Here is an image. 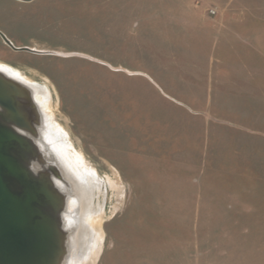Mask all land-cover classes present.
I'll return each instance as SVG.
<instances>
[{
	"label": "rangeland",
	"instance_id": "obj_1",
	"mask_svg": "<svg viewBox=\"0 0 264 264\" xmlns=\"http://www.w3.org/2000/svg\"><path fill=\"white\" fill-rule=\"evenodd\" d=\"M0 31L113 183L94 264H264V0H0Z\"/></svg>",
	"mask_w": 264,
	"mask_h": 264
},
{
	"label": "water",
	"instance_id": "obj_2",
	"mask_svg": "<svg viewBox=\"0 0 264 264\" xmlns=\"http://www.w3.org/2000/svg\"><path fill=\"white\" fill-rule=\"evenodd\" d=\"M0 35L14 49L33 50ZM32 105L22 83L0 71V264H67L65 197L53 181L55 165L33 167Z\"/></svg>",
	"mask_w": 264,
	"mask_h": 264
},
{
	"label": "bare ground",
	"instance_id": "obj_3",
	"mask_svg": "<svg viewBox=\"0 0 264 264\" xmlns=\"http://www.w3.org/2000/svg\"><path fill=\"white\" fill-rule=\"evenodd\" d=\"M0 71L22 83L32 97L33 105L27 108L30 110L32 131L27 134L39 151V156L33 161L34 169L40 170L53 164L58 170L59 177H53V181L66 202L67 211L63 213L62 220L68 232L65 237L67 264H94L103 251L101 224L108 217L104 209L106 186L114 191L113 183L109 175L106 180L99 175L56 121L51 89L46 84L1 61Z\"/></svg>",
	"mask_w": 264,
	"mask_h": 264
},
{
	"label": "built area",
	"instance_id": "obj_4",
	"mask_svg": "<svg viewBox=\"0 0 264 264\" xmlns=\"http://www.w3.org/2000/svg\"><path fill=\"white\" fill-rule=\"evenodd\" d=\"M211 13H216V9H211Z\"/></svg>",
	"mask_w": 264,
	"mask_h": 264
}]
</instances>
